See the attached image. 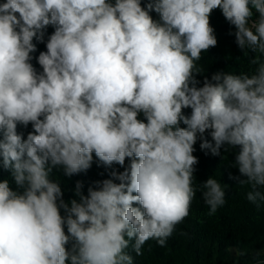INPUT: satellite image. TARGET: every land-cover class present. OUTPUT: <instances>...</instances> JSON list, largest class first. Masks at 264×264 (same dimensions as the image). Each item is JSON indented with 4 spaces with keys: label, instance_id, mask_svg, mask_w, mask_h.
I'll return each instance as SVG.
<instances>
[{
    "label": "clouds",
    "instance_id": "clouds-1",
    "mask_svg": "<svg viewBox=\"0 0 264 264\" xmlns=\"http://www.w3.org/2000/svg\"><path fill=\"white\" fill-rule=\"evenodd\" d=\"M216 10L248 71L203 74ZM197 144L233 156L229 179L264 207V0H0V264L166 247L197 193L208 217L227 203L228 184L197 181ZM94 164L107 178L66 200L57 175ZM235 252L264 264V248Z\"/></svg>",
    "mask_w": 264,
    "mask_h": 264
},
{
    "label": "trees",
    "instance_id": "trees-1",
    "mask_svg": "<svg viewBox=\"0 0 264 264\" xmlns=\"http://www.w3.org/2000/svg\"><path fill=\"white\" fill-rule=\"evenodd\" d=\"M211 23L216 29L218 45L208 53H202L203 58L199 63L204 68L203 74L206 75L207 71L210 74L218 69L236 74L248 71V58L238 50L234 37L228 35L229 25L219 10L213 13ZM51 31L52 29H49V32ZM38 48L44 50V45L40 44ZM226 56L233 59L226 62ZM196 147L194 155L199 157L195 174L197 181L202 182L212 175L222 183L228 184L226 205L220 208L215 216L208 217L207 208L199 199L200 193H197L191 215L178 227L166 247H159L155 241H149L145 245L144 254L135 257V264H248L250 257L237 256L235 250L251 252L264 248V207L257 208L247 202L245 193L249 190L248 187L237 186L229 179L230 172L237 174L236 169L227 168L233 156L225 154V159L221 160L220 157L205 156L199 151L198 144ZM101 172H104V169L97 168L94 164L87 175L81 174L68 179L58 174L57 178L65 188V199L73 198L71 189L74 188L76 180L85 181L86 193L88 183L107 178L106 174L100 176ZM7 176L8 173H3L2 178ZM181 231L187 235H180Z\"/></svg>",
    "mask_w": 264,
    "mask_h": 264
}]
</instances>
